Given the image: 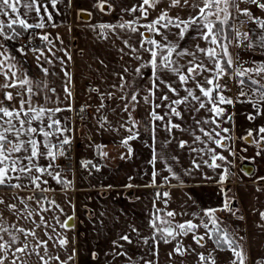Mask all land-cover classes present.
Returning a JSON list of instances; mask_svg holds the SVG:
<instances>
[{"label": "crops", "instance_id": "0c3cea01", "mask_svg": "<svg viewBox=\"0 0 264 264\" xmlns=\"http://www.w3.org/2000/svg\"><path fill=\"white\" fill-rule=\"evenodd\" d=\"M102 2L103 11L99 6ZM141 2L142 0H106V2L105 0H58L56 7L53 8L50 0H42L43 5L52 15L51 21L48 20L43 8L39 15L32 10L26 17L22 16L30 24L39 23L41 19L45 23L43 29L32 28L39 38L35 48L39 51L22 53L13 49L8 40L0 37V44H4L8 49L7 54L15 56L18 65L22 66L33 80L50 81V86L57 90L61 100H64L65 96L64 85L68 83L65 72L71 74L69 87L72 96L59 106L61 108L68 106L72 110L57 115L69 129H72L66 135L71 141L74 140L77 156L74 173L62 172V175L72 182L67 190L48 176L43 177L48 184L42 185L52 189L48 192L0 187V199L5 201L4 204H0V214L4 221L9 225L15 224L25 229L35 228L37 237L47 241L48 254L45 255L42 247L33 250L36 244L33 237L29 236L25 240L23 234H17L21 244L27 243L29 247L23 254L16 253L19 257L16 264L21 262L44 264V261H47V264H60L61 261H67V264H149V262L150 264H200L197 253H203L205 256L211 253L216 264H230L231 260L235 259L233 253L227 249V245H223L221 250L207 236L202 242L204 247H200L195 242L192 233L177 236L176 240L167 244L152 240L154 229L149 226V222L156 215L157 209L163 210L160 215L166 220L172 218L164 213L175 212L177 215L174 223L191 220L201 225L196 229L197 235H205L206 232L201 223L202 219L208 221L204 212L208 209H216L214 215L220 221L219 228L226 230L231 239L243 249L245 264H256L257 261L264 264V219L260 216V213L264 212V186H262L264 180L260 181L259 186L254 181L235 182L225 171V163L229 164V154L231 155L233 151L235 153L234 148L236 149L235 142L231 138L232 119L222 125L229 129V132L223 134L229 139L228 145L225 139L222 141L224 147H217L211 141L206 145L194 142L190 132L180 129H172L169 133L165 130L163 122L152 121L149 113L155 104H161L162 106L155 111L163 115L167 111L164 106L167 102L157 97L163 93L172 96V93L161 85L162 91L150 97V103H145L144 97L149 95V89L153 86L152 69L148 64L150 54L141 49L139 52L141 59L136 60L124 45V40L130 39V43L139 49L138 41L142 38L138 33L121 31L119 28L115 30L119 36L107 29L103 30L107 33V38L101 35L102 30L98 25H114L138 17L139 12L129 15L125 10ZM168 2L169 0H161L157 10L148 9V20H141L140 23L146 24L155 19L159 15V10L168 6ZM19 7L21 13L26 11L22 5ZM239 7L248 8L254 16L264 18V11L256 5L240 3ZM191 11L189 8H172L169 14L187 19ZM229 11L231 12L229 19L241 15L234 8ZM9 18L0 16V19L5 21ZM249 23L254 22L249 21ZM247 27H249L248 23ZM140 31L143 32L145 29L141 28ZM178 31L176 28L168 30V39L177 41ZM247 31L250 33V27ZM45 34L49 37L48 41L40 39V36ZM148 35L152 36L151 33ZM152 38L161 40V36H152ZM179 44L182 48L193 52L196 51L197 44L201 48H216L215 45H209L200 38L199 30H190ZM146 47L150 46L146 45ZM0 52H3V49H0ZM40 52H43L44 56L38 61L37 56ZM197 55L201 54L197 53ZM201 58L207 63L206 57L201 55ZM0 59H3V56H0ZM46 59L51 60L52 63L45 62ZM189 59L191 57L185 56L178 62L185 64ZM141 65L144 67L141 68ZM208 66L211 67L210 64ZM41 68L48 69L49 75L45 76ZM125 68L128 69L127 72L124 71ZM137 68H141L140 74L136 73ZM121 76L124 77L123 90L120 89ZM161 76L169 82L175 81L176 86L179 87L176 76L167 72L161 73ZM3 82L4 78L0 76V83ZM189 86L195 88L194 84ZM8 91L14 90L8 89ZM196 91L199 93L198 89ZM109 92L114 93V98H108L106 94ZM122 93L125 96L138 94L139 103L128 102V112L123 111L126 101L120 99ZM180 94L182 96L185 94L182 88ZM48 95L52 96V93L49 92ZM102 95L105 107L99 108ZM172 98L175 99L174 96ZM40 102L43 103V95L40 97ZM56 106L55 103L48 105L53 108ZM230 106L221 105L226 109L227 114H231ZM80 107H86L89 115L74 121L73 112ZM129 113L132 118L139 121L137 127L132 129L138 131V138L128 142L131 152L128 151V147L121 144L122 139L129 135L127 129L132 128L131 123L124 128L121 127V124L128 119ZM211 115L201 110L196 114V118ZM103 116L107 117L111 127L104 124L102 128L100 123H97V120ZM183 117V120L175 117L172 119L174 123L180 124L181 128L195 130L196 135H201L202 139L207 141V137H203L198 131V126L194 124L192 114L185 111ZM211 127L214 128L215 125ZM181 140L187 142L184 147L180 146ZM97 146H102L99 151ZM193 148L197 151H193ZM101 152L107 155H101ZM214 154L221 155L225 159L213 161L211 157ZM154 155L156 160L152 163ZM57 161H55L56 171H61ZM82 161L91 163L84 167ZM40 163L47 165L48 161L41 160ZM213 163L219 167L210 166ZM168 169H171V172ZM154 171L157 173L155 184H153ZM164 177L169 179L165 180ZM23 182L27 183V181ZM11 183L17 181L13 180ZM164 193L168 195L164 196ZM33 195L37 198H46L43 206L49 210L41 214L51 225L48 228L43 225L36 227L32 222L35 220L38 223L39 215L34 214L31 218H25L27 211H23V215H20L24 209L21 199L30 209L39 211V205L27 199ZM50 201H54L55 204L49 203ZM226 203L230 205L231 212L224 210ZM8 204H15L16 211H10L7 208ZM68 217L73 218L72 227L68 229L60 227V223ZM57 220L60 223H57ZM53 227L55 232L52 230ZM133 228L138 231H133ZM211 229L212 225L209 222L208 230ZM45 232L52 235L51 240ZM123 235H128L132 243L122 240ZM60 238L67 239L68 243L65 247L59 245ZM4 239L7 240L8 236L5 235ZM145 239L149 241L147 244L144 243ZM177 241L188 249L183 256L173 251ZM193 249L195 251H192ZM37 252L39 255L36 254ZM121 252L127 255H117ZM169 253H172L171 258ZM56 256L59 260L51 259ZM41 257L44 260H41ZM11 259L13 257L9 253V261ZM9 261L5 264H9Z\"/></svg>", "mask_w": 264, "mask_h": 264}, {"label": "snow or ice", "instance_id": "6c2138e0", "mask_svg": "<svg viewBox=\"0 0 264 264\" xmlns=\"http://www.w3.org/2000/svg\"><path fill=\"white\" fill-rule=\"evenodd\" d=\"M53 8L56 7L58 0H50ZM106 2V0H105ZM161 3V0H142L139 4H134L131 8L125 11L129 15H133L137 12L140 13L138 17H134L131 20L121 21L117 24H101L98 27L102 30L101 35L107 38V33L103 30L107 29L115 32L117 28L121 31H128L133 34H139L142 38L138 43L140 48H136L129 40H124V45L129 49V54L133 55L136 60H140L141 56L139 52L141 49L150 54V60L148 64L152 69L153 86L149 89V95L144 97L145 103H150V97L156 95V92L162 91L160 86L163 85L168 89V92L172 93L169 96L167 93H163L158 99L163 102H167L164 106L167 111L161 115L155 111L156 108L161 107V104H155L153 110L149 113L152 121H162L163 126L169 133L172 129H180L181 131L190 132L193 135V141L201 144H207L211 141L217 145V147H224L222 141L226 139L223 134L229 132V129L222 127L223 123L231 120V116L227 114L226 109L221 105H234L236 103H247L251 104L256 116L264 115V61H253L255 67L248 68L244 67L239 63V57L237 62L234 64L231 54L228 52V47L223 41L228 40L226 36H221L220 31L216 29V25H226L229 17L231 16L230 9H235L241 15L247 16L250 21L257 24L261 30V34L257 39H253L249 32L243 34V40H247L248 49L259 48L264 51V18L254 16L248 8H240V3H246L256 5L262 11H264V0H169L168 6L164 9L159 10V15L148 23H140L141 20H148L149 11L157 10V6ZM26 10L24 13L20 12V7ZM39 5V6H37ZM101 10H104V3L100 5ZM41 8L48 15V20H52V15L48 12V8L42 3V0H0V16L10 17L7 21L0 19V37L4 40H15L18 36L23 35L22 32L16 31V27L22 28L25 32L32 28L43 29L45 23L42 21L39 23L30 24L26 18L29 11L35 10L39 15ZM172 8H189L190 12L187 19L182 18L179 15L171 16L170 10ZM223 13V15H221ZM214 17V19H211ZM243 23V21L241 22ZM143 28L145 31L141 32ZM176 28L179 31L176 33L178 40L170 41L168 39V30ZM5 29L11 30L12 34L9 35ZM206 29L207 31H204ZM190 30H199L200 38L205 40L209 45H215L216 48H220L221 52L218 53L215 48L207 47L201 48L199 44L196 45V51H189L186 48H182L179 44L180 40H184L185 36ZM161 36V40H156L149 36ZM42 41H48L49 37L47 34L40 36ZM243 40L237 44L239 47ZM228 43H231L228 40ZM146 45L150 47H146ZM0 76H3L4 82L0 83V187H10L13 189H31L33 191L39 190L41 192L52 191L50 187H42V185L48 184V181L43 177L48 176L56 180L58 184H61L67 190L71 187V181L67 180L63 175L62 171H56L55 161L59 157H64L68 151L65 145L71 144V138L66 135L72 129H69L65 123L61 121L57 115L60 112L71 111L72 109L68 106L61 108L59 105L64 103L65 100L72 96L71 88V74L65 72V76L68 78V83L64 85V100H61L57 90L50 86V81L45 79L33 80L29 74L18 65L15 56L8 55V49L4 44H0ZM23 53V48L17 49ZM33 51H39V49H33ZM123 52V49L121 50ZM207 58V63L201 58V55ZM44 56L43 52L37 56L39 61ZM185 56L191 57L185 64H180L178 60ZM70 59V57H69ZM47 63H52L51 60H45ZM211 65L209 67L208 65ZM39 66V65H38ZM144 65H141V68ZM141 68L135 69L137 74H140ZM231 69V71H230ZM41 71L45 76L49 75V70L41 68ZM128 71L127 68L124 70ZM167 72L176 76L179 81V87L176 86L175 81L169 82L162 78L161 73ZM208 73V75H204ZM229 79L236 78L237 86L240 88L239 94L236 99L224 95L226 89H228L227 83H220L224 78ZM122 83L120 89L125 88L123 83L124 77H120ZM194 84L195 88L189 86ZM249 86L251 93L245 91ZM113 87H116L113 85ZM183 89L185 93L183 96L180 94V89ZM13 89L14 91H8ZM196 89L199 90L197 93ZM51 92L52 96L48 93ZM43 95V103L40 102V97ZM109 99L114 98V93L106 94ZM175 97L173 99L172 97ZM55 97V99H53ZM243 97L244 99H241ZM121 100H125L123 105V111L128 112V102L138 104V94H132L125 96L123 93L120 97ZM55 103L56 107H48L49 104ZM18 104V106H17ZM183 106V107H181ZM105 103L103 95L99 108H104ZM84 109L81 108V111ZM99 110V109H98ZM133 110H135L133 108ZM204 110L206 113L212 115L204 116L197 119L196 114ZM188 111L192 114L194 124L198 126V131L202 133L203 137H207V141H204L201 135H196L195 130L181 128L180 124L173 122V117L183 120V114ZM250 120L255 119V116L249 115ZM101 120L103 123H101ZM100 126L103 128L104 124H108L111 127L110 122L106 116H103L97 120ZM131 123L132 128H128L129 135L122 139L121 144L128 147L129 140L138 138V131H133L139 124L132 118L131 113L127 120L121 124L124 128L127 124ZM215 125L214 128L211 126ZM207 126V127H206ZM155 130V126L153 131ZM259 133L264 134V127L259 129ZM249 136L252 132L249 131ZM261 141H264V135L261 136ZM261 141H257L260 144ZM186 141L181 140L180 146L184 147ZM102 146H97L99 151ZM193 151L197 149L193 148ZM128 151L132 149L128 147ZM209 151H214L209 149ZM230 151V149H229ZM101 155L106 156L107 153L101 152ZM212 160L217 159L224 160L225 157L214 154ZM41 160H47V165L40 163ZM156 157L154 155L152 163H155ZM82 166L87 167L90 161H82ZM95 167V165H93ZM212 167H219L213 163ZM99 170V169H97ZM171 172V169H168ZM157 173L153 172V184H155V178ZM174 176V174H173ZM168 180V177H164ZM13 180L17 183H11ZM23 181H27L24 183ZM131 187V185H128ZM160 194H158L159 196ZM167 196V193L163 194ZM28 200L35 201L39 205V211L30 209L29 205L21 199V203L24 204V209L20 215H23V211H27V217L31 218L34 214L40 216V220L37 223L35 220L32 222L36 227L43 225L45 228L51 225L46 221L41 213L48 211V208L43 206L46 198H37L35 195L27 198ZM5 201L0 199V204H4ZM49 203L55 204L54 201ZM167 203V201H165ZM58 207V205H57ZM7 208L10 211H16L15 204H8ZM224 210L231 212L232 209L229 204H225ZM163 210L157 209L156 215L149 222V226L154 229V235L151 237L152 240L159 243H170L172 240H176L177 236L193 234V239L200 246L204 247L202 243L205 240V236L208 239L213 240L217 245V248H221L223 245H227V249L233 253L235 259L231 260L230 264H245V255L243 249L231 239L230 235L226 230L220 229V221L215 217L214 213L216 209H208L204 212V216L208 217V221L202 219V226L206 229L205 235H197L196 229L201 225L193 223L191 220L183 223L175 222V212L167 211L164 213L167 217L172 218L166 220L160 213ZM262 219H264V212L260 213ZM73 219L68 217L63 223H60V227L68 229L72 226L68 223L69 220ZM159 221V223H157ZM211 223L212 229L208 230V223ZM53 232L55 228L53 227ZM133 231H138L133 228ZM17 234H23L25 240L29 236L36 240V244L33 246V250L36 248H43L45 255L48 254L47 241L39 239L36 235L35 228L25 229L17 227L15 224L9 225L4 221L2 214H0V264H5L9 261V253L13 259L9 261V264H16L19 257L16 253H25L29 247L27 243L21 244L19 236ZM7 235L8 239L5 240L4 236ZM48 239H52V235L45 232ZM121 239L131 244L132 240L128 235L121 236ZM148 239L144 240L147 244ZM58 243L61 247H65L68 243L66 238H60ZM115 244V242H114ZM13 245H17L13 247ZM235 245V247H234ZM122 247V246H121ZM173 251L183 256L188 251L179 241ZM192 251H195L194 249ZM39 255V252L36 253ZM75 255V253H73ZM117 255H127L125 252L117 253ZM200 264H216L215 258L212 257L211 253L205 256L203 253H197ZM171 258L172 253H169ZM72 257L70 256L69 259ZM51 259L59 260V257H51ZM131 259V257H129ZM41 260H44L41 257ZM23 264V262H21ZM47 264V261H44ZM60 264H67V261H61ZM150 264V262H149ZM256 264H262L261 261H257Z\"/></svg>", "mask_w": 264, "mask_h": 264}, {"label": "rangeland", "instance_id": "374dc122", "mask_svg": "<svg viewBox=\"0 0 264 264\" xmlns=\"http://www.w3.org/2000/svg\"><path fill=\"white\" fill-rule=\"evenodd\" d=\"M232 19H235L237 22L233 23L231 21ZM232 19L228 20V22L232 25V31L236 30L234 29L235 25H242L244 33L248 32L247 29L250 27V35L254 40L257 39L261 34V30L257 26V24L249 23L250 20L247 16L237 15L232 17ZM242 21L243 23H241ZM247 23L249 24V27H247ZM32 30L33 29H29V33L31 34V36H36V38L39 39L35 31ZM229 40L231 41V43H228L227 41L228 52L231 54L234 64L237 62V57H239V63L248 68L255 67L253 61H264V51H262L258 47L248 49L246 47V45L248 44L247 40H245L244 42L243 49H239L236 46L237 44L234 37H230ZM215 49L217 52H219V48ZM225 82L228 85V89L225 90L226 94L233 99H236L240 91V88L236 83V78L229 79L228 77H224L220 81V83ZM261 82L264 83V80H261ZM252 87L253 86H249L245 89V91L251 93ZM241 99L244 98L241 97ZM230 107L231 114H229L231 115V119L233 121V132L231 134V138L235 142L236 149L234 148L235 153L233 151L231 155L229 154V164L225 163V171H227L228 176L230 175L235 182L254 181L259 186L261 185L260 181L264 180V141H261V136L264 134L259 133V129L261 127H264V115L256 116L252 105L247 103H236L234 105H231ZM250 114L255 116V119L250 120L248 118ZM249 131L252 132L251 136L248 135ZM257 141H261L260 144H258ZM228 142L229 139H225V143L227 144ZM72 143L74 144V140L71 142V144ZM225 151H227V148L225 149ZM75 158H77V156H75ZM75 162L76 169L77 159H75ZM244 164H249L253 167V172L251 174L247 175L241 170V165ZM222 166L224 167V162L222 163ZM231 173L233 175H231ZM262 186H264V184Z\"/></svg>", "mask_w": 264, "mask_h": 264}, {"label": "built area", "instance_id": "2783aa9c", "mask_svg": "<svg viewBox=\"0 0 264 264\" xmlns=\"http://www.w3.org/2000/svg\"><path fill=\"white\" fill-rule=\"evenodd\" d=\"M29 32L30 31H28L26 34L18 36L15 40H8L12 48L15 50L23 48V51L33 52V49H35L38 44V40L36 36L32 37ZM238 33L243 34L242 25L236 27V30H235L234 39H235L236 44H239L240 41L243 40V36L240 35L238 37L237 35ZM244 42L245 40H243V43L238 47L239 49L243 48ZM224 95L227 96L225 92H224ZM81 108H83L84 110L81 111ZM81 108L79 109V112L75 111V113L73 114V119L87 116L89 114V110L86 107H81ZM65 147L68 149V151L64 157H59L57 159L58 160L57 164L59 165L62 172L72 174L74 173L75 165H76L75 145L72 143L70 145H65Z\"/></svg>", "mask_w": 264, "mask_h": 264}, {"label": "trees", "instance_id": "16d2710c", "mask_svg": "<svg viewBox=\"0 0 264 264\" xmlns=\"http://www.w3.org/2000/svg\"><path fill=\"white\" fill-rule=\"evenodd\" d=\"M216 29L220 31V35L222 37L223 36H226L228 38V40H229L230 37H232V33H233V31H232V25L229 22H227L226 25L217 24L216 25ZM15 30L18 31V32H22V33L25 32L23 29H21L19 27H16ZM5 31H7L8 33H12L11 30H8V29H5ZM228 40H225L223 42H225L227 44V41ZM220 52H221V49L219 48V52L218 53H220ZM230 71H231V69H230Z\"/></svg>", "mask_w": 264, "mask_h": 264}, {"label": "water", "instance_id": "95a60500", "mask_svg": "<svg viewBox=\"0 0 264 264\" xmlns=\"http://www.w3.org/2000/svg\"><path fill=\"white\" fill-rule=\"evenodd\" d=\"M242 170L246 173V174H251L253 172V167L251 165H243L242 166ZM68 223L72 226V219L68 221Z\"/></svg>", "mask_w": 264, "mask_h": 264}, {"label": "flooded vegetation", "instance_id": "af4514ba", "mask_svg": "<svg viewBox=\"0 0 264 264\" xmlns=\"http://www.w3.org/2000/svg\"><path fill=\"white\" fill-rule=\"evenodd\" d=\"M244 165L247 166V165H249V164H244ZM242 166H243V165H241V170H242ZM242 171H243V170H242ZM243 172H244V171H243ZM244 173H245V172H244Z\"/></svg>", "mask_w": 264, "mask_h": 264}]
</instances>
